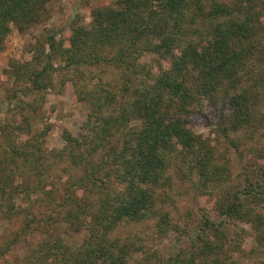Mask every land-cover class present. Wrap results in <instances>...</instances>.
Instances as JSON below:
<instances>
[{
    "label": "trees",
    "instance_id": "trees-1",
    "mask_svg": "<svg viewBox=\"0 0 264 264\" xmlns=\"http://www.w3.org/2000/svg\"><path fill=\"white\" fill-rule=\"evenodd\" d=\"M50 1L0 0V48L11 24L20 31L28 28ZM256 6L254 0H118L115 7L93 11L90 27L74 25L70 48H64L55 35L46 40L48 53L41 46L36 48L40 53L34 55V62L42 63V68L25 63L18 74L30 84L22 92L26 100L14 110L19 118L15 121L13 113L0 121V221L16 219L21 224L16 239H39L27 244L21 258L6 264L141 262L133 255L142 256L147 250L144 241L132 242L133 236L159 237L166 231L161 226L166 217L155 210L161 199L153 192L164 161L176 153L208 156L210 152L204 140L179 120L177 115L189 112L183 104L188 105L193 94L238 90L227 101L237 118L241 115L246 120L258 101L250 80L264 90V69L254 79H248L252 72H247L252 58L264 62V24L257 20L261 15ZM141 52L170 60L171 68L152 74L138 64ZM59 59L64 60L71 79L75 74L81 77L85 67L104 69L97 77L99 84H92L89 77L78 85L81 94L98 101L91 102L83 133L64 132L65 146L49 151L41 133L31 132L29 118L38 109L30 96L49 88L48 71L55 69ZM115 71L123 89L106 97L102 84ZM240 72L248 74L240 76ZM135 91H146V95ZM88 98L85 102L90 104ZM131 119L140 125L130 127ZM255 123L264 129L262 115ZM12 132L26 140L12 139ZM261 169L262 176L244 179L235 194L229 192L230 198L219 201L226 217L250 224L256 244L249 252L242 250L234 223L194 219L189 226L197 225V231L190 246L166 260L154 253L147 262L264 264V166ZM32 177L34 183H28ZM19 178L24 182H16ZM149 220L150 226L141 225ZM64 225L68 231L83 233L82 244L63 239ZM10 250L9 245L0 250V263Z\"/></svg>",
    "mask_w": 264,
    "mask_h": 264
},
{
    "label": "rangeland",
    "instance_id": "rangeland-1",
    "mask_svg": "<svg viewBox=\"0 0 264 264\" xmlns=\"http://www.w3.org/2000/svg\"><path fill=\"white\" fill-rule=\"evenodd\" d=\"M117 1L51 0L41 9L40 19L28 28L20 31L14 24L10 25V32L0 48V121L5 122L13 113H16L15 121L19 118L18 111L14 110L19 105L18 102L26 100L22 92L30 88V84L25 79V75L18 74L23 72L21 68L25 63L36 66L33 69L42 68V63L37 65L34 62V55L40 53L36 48L41 46L48 53L46 40L50 35H55L64 48H70L72 27L74 25L90 27L93 11L115 7ZM254 2L257 4L256 8L260 9L261 17L256 16L257 20L261 19L264 24V0H254ZM260 4H263V7ZM199 26L201 25H197L196 28ZM139 55L138 64L145 65L146 69L156 76L161 71L171 68L170 60L159 55L150 52H141ZM255 58L251 59L252 69L247 72L252 74L248 79H254L255 73L257 77V71L264 69V62L257 63L256 60L261 59ZM64 63L63 59H59L55 63V69L48 71L52 84H48L49 88L42 93L33 92L30 96V100L34 99L33 107L35 110L38 109L37 112L35 111L36 114L30 115L29 118L31 132L34 135L41 133V142L49 151H58L65 146L62 138L64 132L68 131L75 135L83 133V124L92 110L91 102L97 100L93 97L89 99L87 93L81 94L78 85L80 81L89 77L92 78V84H99L97 77L100 78L104 69L97 66L85 67L81 77L75 74L71 79L67 75L68 70L64 68ZM247 74L240 72V76ZM118 76L115 71L112 78L109 77L107 83L102 84V88L108 92L106 97L115 96L118 90L123 89V83L118 82L120 80ZM44 79L47 80V77ZM250 81L253 88L250 87L251 93H258V101L250 109L252 116L249 115L247 118L249 122L244 116L240 115L237 118L233 107L227 101L230 96L236 95L238 90L224 91V88H220L215 94L199 93L196 96L193 94L187 101L188 105L183 104L189 112L177 115L179 120L192 133L204 140L210 152L208 156H203L202 152L199 156L176 153L164 161L162 168L159 169L158 186L153 188V192L159 196L158 200L161 199L156 204L155 210L157 213L162 212L166 217L165 223L161 225L163 232L166 231L165 234L161 232L159 237L157 234L144 233L139 234L140 236L136 235V238L133 236L132 242L144 241L147 250L142 256L133 255L134 260L141 261L138 264H152L153 261L149 263L147 259L153 257L154 253L166 260L169 256L190 246L197 231V225L195 228L189 226L190 223H194V219H199V222H202V219H209L215 223H234V227L239 230V244L242 250L247 253L255 246L254 234L247 220L238 219L239 217L235 220L229 219L219 209V201L230 198L229 192L235 194L244 179L256 180L262 176L264 129L258 126L255 120L261 115L264 117V90L254 87L253 81ZM88 89L90 87L85 91ZM91 92L95 93V91ZM135 92L141 96L146 95V91ZM95 97L101 99L100 96ZM85 98H88L90 104L85 102ZM104 99L101 101L103 102ZM97 102L95 106L99 107ZM139 125L140 121L136 119H131L129 122L132 128H137ZM10 137L12 139L17 137L20 142L26 140V136H21L19 132H12ZM22 181L24 182L23 178H19L16 182ZM27 181L33 184L35 179L32 177ZM52 182H56V179ZM63 194L62 192L61 197L64 198L65 194ZM77 194L79 197L84 195L80 191ZM19 204L22 208H26L23 202L20 201ZM150 222L151 220L141 225L150 226ZM177 222L178 226H174ZM20 225L16 219L0 221V250L7 245L11 248L10 254L0 264L21 258L28 247L27 244H34L39 239L38 237L16 239L15 235L20 230ZM67 228L64 225L60 229L63 231L61 232L63 239L70 244H82L83 233H74Z\"/></svg>",
    "mask_w": 264,
    "mask_h": 264
}]
</instances>
